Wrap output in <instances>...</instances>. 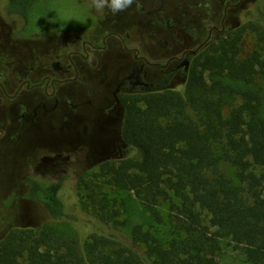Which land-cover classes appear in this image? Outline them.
I'll return each mask as SVG.
<instances>
[{
    "label": "trees",
    "instance_id": "16d2710c",
    "mask_svg": "<svg viewBox=\"0 0 264 264\" xmlns=\"http://www.w3.org/2000/svg\"><path fill=\"white\" fill-rule=\"evenodd\" d=\"M43 7L2 2L26 24L24 36L44 31ZM257 13L193 60L181 90L125 102L128 152L93 179L133 194L152 222L119 219L80 178L88 195L76 204L84 220L76 223L60 198L62 182L32 179L27 198L61 226L12 227L0 241V264H219L225 241L247 264H264V5ZM251 35L257 47L245 52ZM165 205L168 225L158 211Z\"/></svg>",
    "mask_w": 264,
    "mask_h": 264
},
{
    "label": "flooded vegetation",
    "instance_id": "af4514ba",
    "mask_svg": "<svg viewBox=\"0 0 264 264\" xmlns=\"http://www.w3.org/2000/svg\"><path fill=\"white\" fill-rule=\"evenodd\" d=\"M42 1L44 31L24 36L20 30L26 24L8 16L16 19L8 35L15 49L0 46V188L6 193L0 194V241L14 227L7 214L18 219L21 205H41L27 198L32 179L63 184V177L22 176L17 157L11 169L5 159L6 167L3 156L9 145L20 144L18 151L36 135L59 137L62 142L53 147L62 153L59 146L65 139L60 134L65 130L84 127V134L99 136L101 125L112 126L120 116L122 127L128 98L181 90L193 60L239 25L244 5L255 3L133 0L124 10L113 11L112 0ZM2 13L6 15L5 8ZM120 141L125 157L121 129ZM44 153L24 167L42 169L48 160ZM59 159L57 154L56 161H48L63 169Z\"/></svg>",
    "mask_w": 264,
    "mask_h": 264
},
{
    "label": "rangeland",
    "instance_id": "374dc122",
    "mask_svg": "<svg viewBox=\"0 0 264 264\" xmlns=\"http://www.w3.org/2000/svg\"><path fill=\"white\" fill-rule=\"evenodd\" d=\"M2 2L3 0H0V46L5 48L6 51L7 49L10 50V48L14 51L15 43H13L12 38L8 35L10 34V25L13 21H16V19H12V17H8L2 13ZM254 2L255 3L251 6L249 5V7V2L247 5H244V7H246L244 14L249 13V15L254 17L258 16L257 10L264 5V0H255ZM244 14L241 13V16H239L237 20L242 18ZM256 47L255 38L252 35L249 36L245 42L244 51L250 52ZM120 117L118 122L112 126L101 125L100 131L98 130L99 136L84 134V127H80L78 132L65 130L60 134L65 139V144L63 145L62 143L59 146L62 153H57V150L53 147V144L62 142L59 137L42 138L40 135H36V137L32 138L33 140H31V143L20 146L18 151H16V147L20 144L17 146H11V144L3 156L4 164L6 159L9 162L10 169L15 167L14 159L17 157V172L21 170L19 174L22 176L29 172L36 177L42 176V178L47 180L63 177L60 198L66 207L67 213L69 215H76V223L84 221L83 218L80 217L81 213L76 204L79 203V200H86L88 195L87 190L83 188L81 183L79 184L80 178L87 181L90 188L96 187L100 191L101 196L106 197L109 212L113 210L121 212L119 219L128 218L130 225L149 221L152 222L149 213L144 210L140 201L136 199L133 194L113 188L107 185L103 180L95 181L93 179V174L98 171L101 164L105 162H117L124 157V150L121 149L122 143L120 141ZM43 151H45L43 155L48 160H54L56 155L60 154L61 160H59L62 163L63 169H56V163L48 160L43 162L42 169H33V166H31V169L24 167L27 161L36 158L38 154H41ZM137 158L140 160L139 154ZM0 194L2 197L6 194L5 191H2V188H0ZM19 211L21 218L18 217V219H15V216H9L10 214L6 215L10 218L8 221H12L11 223L14 227L19 226V224H26L34 228L41 227L45 224L50 226H61L50 221L44 208L37 203L23 204L20 206ZM158 211L162 215L164 223L168 225V207L166 205L162 206ZM8 224L9 223H6V226H8ZM143 227L146 229L148 228L145 224ZM83 228H86V226H83ZM167 235L168 228L164 227L163 236L166 237ZM218 261L219 264H247L244 262L243 256L238 251H235L228 241L223 242Z\"/></svg>",
    "mask_w": 264,
    "mask_h": 264
},
{
    "label": "clouds",
    "instance_id": "9594fccd",
    "mask_svg": "<svg viewBox=\"0 0 264 264\" xmlns=\"http://www.w3.org/2000/svg\"><path fill=\"white\" fill-rule=\"evenodd\" d=\"M95 3V0H94ZM103 3H107V0H102V4ZM133 3V0H112V4L110 5V7L112 8L113 11H122L124 10V8H126L127 6H130ZM101 5H97L98 7L102 6Z\"/></svg>",
    "mask_w": 264,
    "mask_h": 264
}]
</instances>
